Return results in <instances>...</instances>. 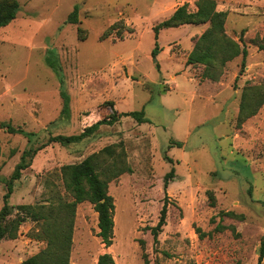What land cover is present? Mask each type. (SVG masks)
Instances as JSON below:
<instances>
[{"label":"rangeland","instance_id":"374dc122","mask_svg":"<svg viewBox=\"0 0 264 264\" xmlns=\"http://www.w3.org/2000/svg\"><path fill=\"white\" fill-rule=\"evenodd\" d=\"M16 1V19L0 28V123L35 136L0 128V210L7 192L1 178H11L29 147L80 134L114 110L144 112L146 123L122 118L82 143L44 147L14 182L10 205L71 200L61 168L122 142L133 172L109 185L116 205L113 245L106 248L98 236L92 204L81 203L72 264H97L105 253L116 264H259L264 105L241 127L237 120L245 88L264 86V52L254 42L264 38V0H215L217 9L227 12V36L239 43L243 34L248 50L246 68L242 56L235 58L219 82L202 78L204 66L187 64L209 23L162 30L161 51L152 56L154 27L184 4L197 11L198 0ZM76 7L80 23H68ZM48 54L60 62L61 78L46 63ZM62 91L70 97L67 121L61 120ZM173 141L184 146H172ZM172 169L175 178L165 189ZM166 195V225L155 242L150 228L159 222ZM218 225L225 229L217 231ZM41 230L29 220L17 239L1 241L0 264H20L45 249L47 242L36 237Z\"/></svg>","mask_w":264,"mask_h":264},{"label":"trees","instance_id":"16d2710c","mask_svg":"<svg viewBox=\"0 0 264 264\" xmlns=\"http://www.w3.org/2000/svg\"><path fill=\"white\" fill-rule=\"evenodd\" d=\"M3 1L6 2V7L0 6V28L11 24L20 11V4L16 0H0V4ZM226 20L227 12L219 11L215 0H198L197 11L195 12L189 11L188 4H184L169 19L154 27L156 44L152 52L153 58H157L161 51L158 39L162 30L178 28L184 25H203L209 23V28L201 35L194 49L189 54L187 64L204 66L202 78L212 82H219L227 63L239 56L243 57L242 67L245 69L248 50L244 43L243 34L240 37L239 43L230 39L225 31ZM67 22L71 24L80 23L78 7L69 15ZM121 24L122 21H119L112 25L111 29L114 30ZM254 42L259 51L264 52V38H256ZM240 44H243V47ZM46 63L61 78L62 68L60 62L51 54H48ZM62 98L63 109L61 120L67 121L71 117L70 97L62 91ZM111 105L114 106L115 104L111 103ZM263 105L264 86L245 88L241 98L237 126L241 127L247 120L256 116ZM122 118H132L139 123L147 122L144 112L119 113L114 110L110 116L86 127L80 134L54 136L49 139L47 144L39 148L34 146L29 147L23 152L21 160L17 164L11 178H1V181L6 184L7 192L4 195V205L0 210V242L17 239L21 226L29 220L41 226L42 233H39L36 237L47 242L45 249L20 264H72L70 257L73 246L76 210L78 205L84 202L92 204L94 211L98 214V227L100 230L98 236L102 239V243L106 248H110L113 245L116 205L114 198L109 195V185L122 175L133 172L128 162L126 148L122 142L106 146L80 163L64 165L61 168L63 185L71 200L61 197L57 204L39 206H12L9 200L14 193V182L19 180L22 173L31 167L35 156L44 147L51 143H58L63 146L82 143L95 136L101 127L114 125ZM0 128L9 134L23 135L28 139L35 136L34 133L25 132L22 128H16L10 123H0ZM171 145L178 148L184 146L182 142L176 141H173ZM174 178L175 170L172 169L165 176V189L168 188ZM211 198L212 206H216L214 196H211ZM168 203V196L166 195L159 222L155 227L150 228L155 242L158 241V236L166 225ZM226 215H230V213H226ZM224 229L222 225H218L216 228L217 231ZM263 258L264 241L262 243L259 264ZM97 264H116V262L112 254L105 253L99 256Z\"/></svg>","mask_w":264,"mask_h":264}]
</instances>
